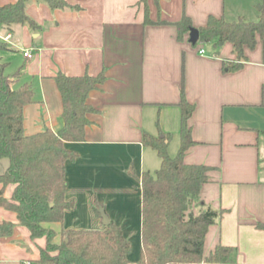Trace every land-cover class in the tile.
<instances>
[{"label":"crops","instance_id":"0c3cea01","mask_svg":"<svg viewBox=\"0 0 264 264\" xmlns=\"http://www.w3.org/2000/svg\"><path fill=\"white\" fill-rule=\"evenodd\" d=\"M15 1L0 0V4ZM67 2L68 6L51 7L43 0H29L25 13L33 26L0 25V39L11 47L2 52L6 73H18V82L34 88V99L23 107L26 134L59 125L62 101L54 80L58 72L104 74L86 98L95 110L87 114L90 122L84 139L64 143L77 154L65 162V199L73 204L64 210L61 222L49 224L57 232L55 239L61 228L103 227L94 209L101 204L131 243L124 264H137L139 179L143 171L153 173L161 161L154 149L142 143V133L169 134L167 152L176 154L183 89L193 104L187 126L194 141L183 160L209 167L200 197L222 210L208 227L204 254L221 244L233 248L230 264H264V227L257 226L264 223V48L260 42L246 48L241 66L230 71L225 68L226 61L235 59L230 42L192 44L189 31L177 37L174 24L183 15L196 28L209 15L244 18L255 1L242 8L235 6V0H147L150 23H144L142 0ZM26 49L30 57L23 55ZM7 165L8 159L0 157V174ZM12 190L7 185L3 195L9 198ZM0 221L14 223L11 234L0 235V264L37 260L45 236L31 238L16 213L3 206Z\"/></svg>","mask_w":264,"mask_h":264},{"label":"trees","instance_id":"16d2710c","mask_svg":"<svg viewBox=\"0 0 264 264\" xmlns=\"http://www.w3.org/2000/svg\"><path fill=\"white\" fill-rule=\"evenodd\" d=\"M27 1L0 4V25L8 29L14 23L33 26L25 13ZM43 1L51 7L69 5L67 0ZM142 1L144 23H150L147 0ZM174 24L178 38L192 26L187 15ZM198 32L199 41L214 40L215 45L230 42L235 59L226 61L225 68L236 70L246 58V48L252 49L258 42L264 48V1L256 20L242 16L226 20L209 15ZM9 49L10 45L0 39V157L8 159L6 170L0 174V206L16 213L18 223L28 228L31 238L45 236V246L32 264H124L131 243L122 227L111 219L97 229L61 228L57 239V232L49 227L50 223L61 222L64 210L73 204L65 199V162L77 154L64 143L84 139L85 126L90 122L87 114L95 110L86 98L104 80L103 72L74 76L58 72L54 80L62 101L59 125L26 134L23 107L34 99V88L30 83L18 82V73H6L7 62L2 60V52ZM179 107L181 141L174 156L167 152L169 134L142 133V143L154 149L161 161L153 173L143 171L139 179L141 248L137 264H230L231 246L217 244L204 254L208 227L222 210L206 204L200 197L209 167L183 160L185 151L194 143L187 126L193 104L185 98L183 89ZM129 174L134 176L132 170ZM9 184L13 190L7 198L3 192ZM100 206L94 205L98 215ZM13 226L10 221H0V235L11 234ZM257 226L264 227V223L257 222Z\"/></svg>","mask_w":264,"mask_h":264},{"label":"rangeland","instance_id":"374dc122","mask_svg":"<svg viewBox=\"0 0 264 264\" xmlns=\"http://www.w3.org/2000/svg\"><path fill=\"white\" fill-rule=\"evenodd\" d=\"M251 1H255L254 7L251 10V13H247L244 18L248 19V20H256L258 18L259 6L262 5L264 0H235L234 4H235L236 7L244 8L246 6V4L248 2H251ZM227 4H228V7H227L228 10L230 9V11H232L233 9L230 7L228 1H227ZM252 12H255V14H253Z\"/></svg>","mask_w":264,"mask_h":264},{"label":"water","instance_id":"95a60500","mask_svg":"<svg viewBox=\"0 0 264 264\" xmlns=\"http://www.w3.org/2000/svg\"><path fill=\"white\" fill-rule=\"evenodd\" d=\"M199 38V32H198V28L191 26L189 28V32H188V41L192 44H195L198 41ZM99 212H100V216H101V221L102 224L105 225L107 224V222L109 221L107 214L104 211V208L102 206H100L98 208Z\"/></svg>","mask_w":264,"mask_h":264},{"label":"built area","instance_id":"2783aa9c","mask_svg":"<svg viewBox=\"0 0 264 264\" xmlns=\"http://www.w3.org/2000/svg\"><path fill=\"white\" fill-rule=\"evenodd\" d=\"M5 39H7V37H5ZM204 48H200L199 49V52L200 53H204ZM23 55L25 56V57H30L31 56V53H30V50H28V49H26V50H23Z\"/></svg>","mask_w":264,"mask_h":264}]
</instances>
